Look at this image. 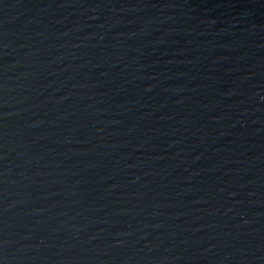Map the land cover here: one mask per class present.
<instances>
[{"label":"water","instance_id":"1","mask_svg":"<svg viewBox=\"0 0 264 264\" xmlns=\"http://www.w3.org/2000/svg\"><path fill=\"white\" fill-rule=\"evenodd\" d=\"M0 264H264V0H0Z\"/></svg>","mask_w":264,"mask_h":264}]
</instances>
